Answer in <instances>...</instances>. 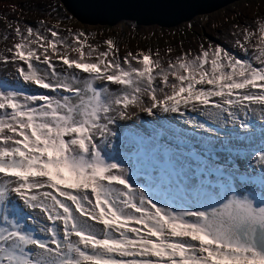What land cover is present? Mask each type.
I'll return each mask as SVG.
<instances>
[{
	"label": "snow or ice",
	"instance_id": "6c2138e0",
	"mask_svg": "<svg viewBox=\"0 0 264 264\" xmlns=\"http://www.w3.org/2000/svg\"><path fill=\"white\" fill-rule=\"evenodd\" d=\"M27 7L0 15V264H264V15L121 55Z\"/></svg>",
	"mask_w": 264,
	"mask_h": 264
},
{
	"label": "rangeland",
	"instance_id": "374dc122",
	"mask_svg": "<svg viewBox=\"0 0 264 264\" xmlns=\"http://www.w3.org/2000/svg\"><path fill=\"white\" fill-rule=\"evenodd\" d=\"M47 4L49 2L60 4L61 13L63 15L69 16L65 11L63 5L59 0H0V15H7L9 18L19 17L21 21L27 20L28 22H35L40 16L41 12L39 10H29L27 7L28 4L35 3ZM5 4H9L6 10H11L10 12L2 13L4 10ZM248 4L247 8H244L243 5ZM18 6L15 11H13V6ZM19 6H23V10ZM233 10L248 12L243 13L245 18H251L253 16L264 15V3H261V0H238L231 3L229 6H225L219 10L212 12L211 14L199 15L197 19L189 20L182 22L179 25L173 27H156V26H142V28H134L133 26L128 25L126 22H121L116 25H100V24H86L80 23L73 16L72 19H67L64 21V24L71 26L73 28H84L89 32L103 33L104 36L113 35L120 43L121 46V55L127 49H132L135 51L137 48L147 50L151 48L152 50L160 49L163 52L165 49L171 47L174 50V55L179 54L181 50V42H183V48L187 49L189 47H195L198 43V37L207 33L208 35L217 36V30L211 27L205 26V20L210 23H214L219 26V39L227 43V40L224 36V25L223 20L226 15L231 18ZM70 14V13H69ZM55 14H53L54 17ZM130 22V21H129ZM128 22V23H129ZM192 23L194 28H189L188 24ZM49 23H55V19H50ZM134 24L133 22H130ZM202 26H204L202 28ZM0 31H2V25H0ZM100 39L101 37H97ZM2 47V44H0ZM168 57H165L167 60ZM4 73L0 71V76H3ZM43 91V90H41ZM144 125L148 127L157 126L152 123V118L148 117L146 114H141ZM176 118V121L174 120ZM159 123L164 124L165 126H185L191 128V126L186 125L184 121L176 115L171 117H164ZM178 123V124H177ZM180 124V126H179ZM183 129V128H182ZM187 131V130H186ZM229 131V130H225ZM191 132V131H187ZM259 135L257 133L256 137L253 140V143L258 146Z\"/></svg>",
	"mask_w": 264,
	"mask_h": 264
},
{
	"label": "water",
	"instance_id": "95a60500",
	"mask_svg": "<svg viewBox=\"0 0 264 264\" xmlns=\"http://www.w3.org/2000/svg\"><path fill=\"white\" fill-rule=\"evenodd\" d=\"M77 21L86 24L173 27L191 16L238 0H59Z\"/></svg>",
	"mask_w": 264,
	"mask_h": 264
},
{
	"label": "bare ground",
	"instance_id": "6f19581e",
	"mask_svg": "<svg viewBox=\"0 0 264 264\" xmlns=\"http://www.w3.org/2000/svg\"><path fill=\"white\" fill-rule=\"evenodd\" d=\"M235 2V1H234ZM233 3V2H232ZM231 4V3H230ZM230 4H228V5H226V6H229ZM223 7H225V6H223ZM223 7H221V8H223ZM221 8H219V9H221ZM219 9H216V10H219ZM216 10H212V11H209V12H204V13H198V14H195V15H193V16H191V18L190 19H188L187 21H189V20H194V19H197L198 17H199V15H203V14H211L212 12H214V11H216ZM6 10L4 9V10H2L1 12L2 13H4ZM252 11H248V12H243V13H251ZM179 25V24H178ZM175 118V117H174ZM175 121H176V118L174 119ZM178 124V123H177ZM179 126H180V124H179ZM181 127V126H180ZM172 128H175V129H178V130H180V128H177L176 126H173ZM181 131V130H180Z\"/></svg>",
	"mask_w": 264,
	"mask_h": 264
},
{
	"label": "trees",
	"instance_id": "16d2710c",
	"mask_svg": "<svg viewBox=\"0 0 264 264\" xmlns=\"http://www.w3.org/2000/svg\"><path fill=\"white\" fill-rule=\"evenodd\" d=\"M66 11V10H65ZM67 12V11H66ZM67 14H68V12H67ZM69 16H72L71 14H68ZM55 16V15H54ZM128 25H130V26H133L134 28H142V26H136V25H134V24H132V23H128V22H126ZM155 26V25H154ZM157 27V26H156Z\"/></svg>",
	"mask_w": 264,
	"mask_h": 264
},
{
	"label": "built area",
	"instance_id": "2783aa9c",
	"mask_svg": "<svg viewBox=\"0 0 264 264\" xmlns=\"http://www.w3.org/2000/svg\"><path fill=\"white\" fill-rule=\"evenodd\" d=\"M8 5H9V4H5V5H4L5 7H3V8L6 10V8H7ZM6 11H8V10H6Z\"/></svg>",
	"mask_w": 264,
	"mask_h": 264
},
{
	"label": "clouds",
	"instance_id": "9594fccd",
	"mask_svg": "<svg viewBox=\"0 0 264 264\" xmlns=\"http://www.w3.org/2000/svg\"><path fill=\"white\" fill-rule=\"evenodd\" d=\"M11 10H8V11H5L4 13H6V12H10ZM72 17V16H71ZM135 25V24H134ZM137 26V25H136Z\"/></svg>",
	"mask_w": 264,
	"mask_h": 264
}]
</instances>
